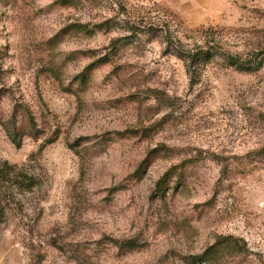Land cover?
<instances>
[{
  "label": "rangeland",
  "instance_id": "374dc122",
  "mask_svg": "<svg viewBox=\"0 0 264 264\" xmlns=\"http://www.w3.org/2000/svg\"><path fill=\"white\" fill-rule=\"evenodd\" d=\"M220 54L264 62V0H0V160L38 183L0 264H264V64Z\"/></svg>",
  "mask_w": 264,
  "mask_h": 264
},
{
  "label": "trees",
  "instance_id": "16d2710c",
  "mask_svg": "<svg viewBox=\"0 0 264 264\" xmlns=\"http://www.w3.org/2000/svg\"><path fill=\"white\" fill-rule=\"evenodd\" d=\"M82 31L86 33L92 32L87 27H83ZM217 55L218 53L210 47L209 49L200 50L192 55L189 54L185 58H182L181 56V58L189 62L190 71L192 70V67L198 66L202 63L205 64L214 59ZM220 55H222L221 57L225 59L228 66L239 72L254 73L263 68V60L258 61L255 59L253 61H249L227 56L225 54ZM15 116L16 115L14 114L13 119L9 123L3 124V127L12 143L20 149L22 146V140L19 139L18 132L15 129ZM26 117L28 118L29 125L34 128L35 120L29 111L26 112ZM145 171L146 170H142V172L139 171V178L144 175ZM163 181H165V179H163ZM37 185V179L34 176H31L28 170L23 167L21 168L17 165H13L8 161L0 160V235L3 227L7 223L9 211L12 209L11 207L19 203L21 201L20 197L33 191ZM118 245H120L121 248L129 250H134L139 247L138 244L133 241H128ZM237 250L242 251V248L237 246ZM217 256L218 246L215 247L213 251L207 252L203 256L199 257V260H214Z\"/></svg>",
  "mask_w": 264,
  "mask_h": 264
}]
</instances>
